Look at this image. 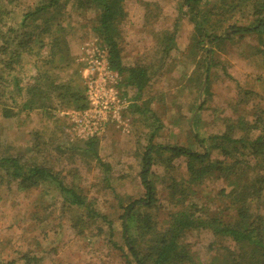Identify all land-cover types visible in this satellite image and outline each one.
Listing matches in <instances>:
<instances>
[{
  "label": "rangeland",
  "instance_id": "rangeland-1",
  "mask_svg": "<svg viewBox=\"0 0 264 264\" xmlns=\"http://www.w3.org/2000/svg\"><path fill=\"white\" fill-rule=\"evenodd\" d=\"M8 1L0 0V6L22 11L40 0H18L14 6ZM183 1L126 0L127 18L122 25L121 44L123 65L147 67L151 78L140 93L136 88L126 87L124 78L119 77L117 89L127 104L117 113L118 119H111L102 134L94 137L98 140L95 152L101 163L95 160L94 151L86 152L84 143L91 138H83L74 130L72 113L77 110L57 107L53 112L40 111L28 117L23 114L5 119L0 109V159L18 157L24 163L53 169L66 181L73 179L82 188L81 194L107 219L82 228L77 221L78 217L86 219L85 211L63 208L54 189L20 190L17 183L0 174L2 261L17 260L25 251L39 257V264H125L117 247L124 245V208L129 202L146 197L140 178L145 148H151L149 179L155 181L158 189V210L154 215L166 224L180 208L177 204L184 200L174 199L167 187L172 179L183 182L186 164L185 158L165 161L166 157L157 149L180 145L202 153L201 145L192 139L194 130L201 136L220 135L224 132L225 119H251L249 113L243 112V106H239V84L260 96L259 99L258 95H250L251 105L263 103L264 55L258 39L212 48V53H207L210 46L206 42L201 45L202 49L196 48L194 26L182 14L186 11L181 10ZM209 1L216 4L219 0ZM66 15L64 25L74 67H80V77L72 69L59 75L65 79L69 75L68 81L73 77L72 85L80 84L86 95V59L93 50L102 54L105 48L93 33V13L82 14L70 5ZM244 15L242 23H250L252 14L249 17L246 11ZM220 18V15L213 17L212 25ZM169 37L176 39V47L166 58L162 40ZM207 57L212 65L209 75L205 74ZM201 104L202 111L198 109ZM197 115L199 126L194 123ZM260 133L261 130L253 135ZM213 154L214 159L219 156L217 152ZM194 189L196 194L185 202L197 204L199 209L205 207L209 212L223 208L220 192L231 190L223 181L208 180ZM57 200L61 204L55 205ZM184 242L202 264H210L224 247L235 248L231 241L217 240L209 231H192Z\"/></svg>",
  "mask_w": 264,
  "mask_h": 264
},
{
  "label": "trees",
  "instance_id": "trees-1",
  "mask_svg": "<svg viewBox=\"0 0 264 264\" xmlns=\"http://www.w3.org/2000/svg\"><path fill=\"white\" fill-rule=\"evenodd\" d=\"M17 1L9 0L8 4L14 6ZM125 2L40 0L22 11L0 6V109L3 118L12 119L23 114L28 117L40 111L53 112L57 107L77 111L88 108L83 87L80 84L74 87L71 83L73 77L68 81L69 75L68 79L59 75L72 69L74 75L80 77V67H74L68 31L64 25L70 5L82 14L93 13V33L107 52L110 69L124 78L126 87L136 88L141 93L150 82V70L144 66L128 68L123 65L121 44L122 25L127 18ZM184 9L186 11L182 14L188 16L194 26L196 48L202 49L201 45L206 42L210 46L207 53H212V48L257 38L264 55V0H219L216 4L209 0H184L181 10ZM246 11L249 17L253 16L248 24L241 21L246 17ZM216 15L221 18L213 26L212 18ZM229 19L235 21L229 23ZM163 40L164 56L168 58L176 47V39L169 37ZM208 59L205 74L209 75L212 65ZM29 71L34 74L30 75ZM61 79L68 83L61 82ZM238 87L239 106H243V112L246 115L249 113L251 119H225L224 132L220 135L201 136L198 130H194L192 139L201 145L202 153L180 145L157 149L166 157L165 161L185 158L186 164V177L181 179L183 182L172 179L167 187L174 199L184 200L177 204L180 208L166 224L154 215L158 210V189L155 181L149 179L151 148H145L140 178L146 197L133 200L124 208V245L117 247L125 264H202L190 245L184 242L192 231H209L217 240L227 239L234 243V250L222 248L210 264H264V101L261 99L263 103L251 105L252 96L258 94L240 84ZM203 108V104L198 105L201 111ZM194 123L199 126L200 116L195 117ZM259 130L260 134L253 135ZM84 144L86 152L94 151L95 160L101 163L95 152L98 140L91 138ZM152 148L154 150L155 146ZM215 152L219 156L214 159ZM0 174L17 183L20 190L54 189L62 201L61 204L57 200L55 205L85 211L86 219L78 217L77 221L82 228L107 220L81 194L82 188L73 179L66 181L51 168L24 163L18 157H4L0 159ZM207 180L223 181L231 188L229 192H220L223 208L209 212L205 207L199 209L197 204L185 202L190 195L196 194L194 187ZM0 264H39V257L24 251L17 260L2 261L0 258Z\"/></svg>",
  "mask_w": 264,
  "mask_h": 264
},
{
  "label": "built area",
  "instance_id": "built-area-1",
  "mask_svg": "<svg viewBox=\"0 0 264 264\" xmlns=\"http://www.w3.org/2000/svg\"><path fill=\"white\" fill-rule=\"evenodd\" d=\"M93 50L87 57L84 83L88 108L72 114L73 127L83 138H94L102 134L111 119H118L117 113L125 108L127 101L118 92L119 75L108 64L107 52Z\"/></svg>",
  "mask_w": 264,
  "mask_h": 264
}]
</instances>
